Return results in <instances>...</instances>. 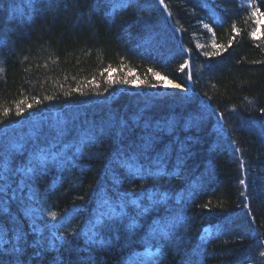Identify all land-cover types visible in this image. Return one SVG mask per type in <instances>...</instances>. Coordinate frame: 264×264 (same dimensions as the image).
<instances>
[{"label":"trees","instance_id":"1","mask_svg":"<svg viewBox=\"0 0 264 264\" xmlns=\"http://www.w3.org/2000/svg\"><path fill=\"white\" fill-rule=\"evenodd\" d=\"M261 109L264 0H0V264H264Z\"/></svg>","mask_w":264,"mask_h":264},{"label":"bare ground","instance_id":"2","mask_svg":"<svg viewBox=\"0 0 264 264\" xmlns=\"http://www.w3.org/2000/svg\"><path fill=\"white\" fill-rule=\"evenodd\" d=\"M176 85H179V84L176 83V82H172L171 83L172 88H174L176 90H181V91H184L185 90L181 85H180V87H177ZM132 236H134V235L132 234ZM146 253H147V250H145V252L135 253V256L134 257L137 259V264H145V261H144L145 260V257H144V255H146ZM121 259L124 262V264H136L135 261L133 260V257H131L130 259L127 258L125 260L122 257Z\"/></svg>","mask_w":264,"mask_h":264},{"label":"rangeland","instance_id":"3","mask_svg":"<svg viewBox=\"0 0 264 264\" xmlns=\"http://www.w3.org/2000/svg\"><path fill=\"white\" fill-rule=\"evenodd\" d=\"M257 20L258 22L262 23L263 22V18L261 16H258L257 15ZM255 34H259V31L257 30ZM185 89V88H184ZM145 257V264H156V258H154V254L153 253H150L149 255H144Z\"/></svg>","mask_w":264,"mask_h":264},{"label":"snow or ice","instance_id":"4","mask_svg":"<svg viewBox=\"0 0 264 264\" xmlns=\"http://www.w3.org/2000/svg\"><path fill=\"white\" fill-rule=\"evenodd\" d=\"M161 3H163V0H161ZM235 31V28L233 29ZM251 35H254V33H252ZM181 67L183 68V65H181ZM177 87H180V85H176ZM28 107H31V105H28ZM20 111H23V109H20ZM261 111H264V109H261ZM241 184L244 183V181H240ZM54 215V213H53ZM262 256H264V252L261 253Z\"/></svg>","mask_w":264,"mask_h":264},{"label":"water","instance_id":"5","mask_svg":"<svg viewBox=\"0 0 264 264\" xmlns=\"http://www.w3.org/2000/svg\"><path fill=\"white\" fill-rule=\"evenodd\" d=\"M171 81L170 82H167L166 84H164L163 85V89H167V88H170V89H174V88H172V86H171ZM180 85V84H179ZM181 91V90H180ZM183 92H187V91H183Z\"/></svg>","mask_w":264,"mask_h":264}]
</instances>
